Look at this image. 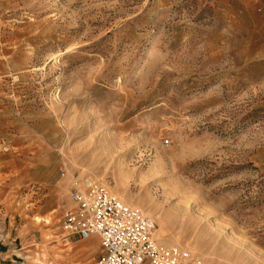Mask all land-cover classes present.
<instances>
[{
	"label": "rangeland",
	"instance_id": "obj_1",
	"mask_svg": "<svg viewBox=\"0 0 264 264\" xmlns=\"http://www.w3.org/2000/svg\"><path fill=\"white\" fill-rule=\"evenodd\" d=\"M85 178L162 247L264 264V0H0V264H93Z\"/></svg>",
	"mask_w": 264,
	"mask_h": 264
},
{
	"label": "built area",
	"instance_id": "obj_2",
	"mask_svg": "<svg viewBox=\"0 0 264 264\" xmlns=\"http://www.w3.org/2000/svg\"><path fill=\"white\" fill-rule=\"evenodd\" d=\"M70 207L61 217L63 239H97L100 254L93 264H204L177 247H162L153 238L154 221L85 178L68 194Z\"/></svg>",
	"mask_w": 264,
	"mask_h": 264
},
{
	"label": "crops",
	"instance_id": "obj_3",
	"mask_svg": "<svg viewBox=\"0 0 264 264\" xmlns=\"http://www.w3.org/2000/svg\"><path fill=\"white\" fill-rule=\"evenodd\" d=\"M72 239H75V240H73V242L74 243H77V242H79L80 240H76V238L75 237H71ZM92 240H94V239H92ZM88 242V244H90L89 243V241H87ZM87 246H89V247H93L94 246V244H92L91 246L90 245H87ZM0 255H1V253H0ZM2 259V258H1ZM2 260H8L7 258H3Z\"/></svg>",
	"mask_w": 264,
	"mask_h": 264
},
{
	"label": "bare ground",
	"instance_id": "obj_4",
	"mask_svg": "<svg viewBox=\"0 0 264 264\" xmlns=\"http://www.w3.org/2000/svg\"><path fill=\"white\" fill-rule=\"evenodd\" d=\"M92 239L88 240V241H91Z\"/></svg>",
	"mask_w": 264,
	"mask_h": 264
}]
</instances>
